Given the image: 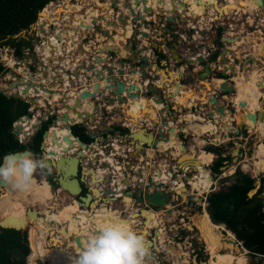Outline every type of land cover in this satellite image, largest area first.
Masks as SVG:
<instances>
[{"label": "water", "instance_id": "95a60500", "mask_svg": "<svg viewBox=\"0 0 264 264\" xmlns=\"http://www.w3.org/2000/svg\"><path fill=\"white\" fill-rule=\"evenodd\" d=\"M84 1L85 0H80L79 4L81 7L69 14V16L65 15L59 17L58 23H49L47 25L49 28H47V26L45 28L39 26L40 39H38L37 43L33 45V49L28 51L27 54L24 53L20 59H15L14 66H10L6 71L7 74L13 78L9 84V88H11V90H4L0 88V91L11 97L24 99L30 104L31 108L29 109L28 113L24 116L18 117L16 121L23 118H25L26 121L31 120L32 116L36 114L38 122L35 124V129L33 130L32 135L37 132L42 123L45 121L44 115H46L47 118L49 116H53V119L51 120V126H58L60 121L66 123L65 126L68 128L69 134L75 137L79 143V148L76 150V152H70V148L68 146H64L61 148V152H57V155L55 156L56 152L54 150L46 149L44 141L50 131V129H47L42 135L43 141L40 144V149L42 150L41 156L42 158H45L51 166V172H54L53 180L56 181L59 189H63V186H66L67 188L64 190L70 193V191H73L76 184L77 189H79V194L74 195V197L80 204L81 209L90 210L91 204L93 202H97V207L101 204L108 205L110 202L118 200L119 196L117 195L119 192H121V194L128 195L133 202L140 206L139 212H134V214L136 213V216L138 217L140 216L141 212L146 209H151L155 212L160 210L164 211L165 214L170 215L173 211V207L179 206L180 197L182 196L178 190L179 186L177 183L179 180V174L183 173L185 175V172L191 171L192 168L187 167L185 169H181L180 163L178 161L180 157L177 159L174 157L173 162L171 158L168 160L167 156H169L170 150L165 152L164 157L166 159V163L163 165L160 164L159 159V161L155 160L153 162L152 168H143L144 166L135 167L134 161L142 156L146 162H149V152L154 151L153 154H157V149L155 148L157 147L159 140L168 141L170 134H174V132L176 137L178 136L176 127L173 125L172 121L168 119H161L159 123L157 120L158 122L156 126L151 124L150 130V128L143 126L142 124H138L136 120L132 119L131 122L132 124L136 125V128H130L128 133L122 135V140L125 142V147H127V164L126 167L121 170V172L118 171L121 168L120 165L115 166L112 163H108L104 160V155L108 157L115 155V153L113 151H108L107 154L104 153V150L100 147L98 140L100 136L89 129L88 133L91 137H93V141L87 144L82 142L78 136H74L70 130V127L72 124L77 122H82L84 124L87 119L96 121V113L98 111L102 113V117H100L98 123H105L103 116H107L108 114V106L105 102H118L122 105H130L135 99H140L142 96L148 97L150 95H154L155 98H150L155 103L160 105L159 110L163 109L166 112H170L174 116L173 118H177L179 115V110L178 102L175 100V98L179 94L181 79L184 78L186 68H182V66H180L178 72L176 70L170 69L168 68V60H173L176 64L185 62L188 67L200 63L202 65V71L197 74L200 81L211 78L212 70L220 69L216 66L212 68L210 64V57L205 58L202 54H196L195 56L188 52L179 54L176 51L179 48L178 42L173 43V48L169 51L167 58L163 60V68L156 63L150 65V61L145 52L148 49L147 44H145L143 47H138V35L146 37V39L149 38L148 33L141 30L139 26H143L146 22L144 13H151L152 11V7L147 4L148 1L150 3V0H110L109 4L104 5L96 3L86 4ZM217 2L220 4L221 1L217 0ZM156 3L165 5L166 0H156ZM255 3L258 6L256 10L257 14L264 11V0H256ZM169 4V9L159 10L160 16L157 22L160 23L163 18L168 21L179 19V10L181 11L189 7L188 2L183 0H169ZM139 7L141 8L142 12L137 13V9ZM118 8L124 9L125 12L122 10L118 11ZM89 9L96 10L97 14L90 16L88 14ZM207 10L208 8L205 10V12ZM162 13L169 15L162 16ZM78 14L81 16L88 15L90 17L89 21H86L85 19H79L77 24L74 25L73 21ZM197 18L199 17H193L192 21H196ZM70 20L72 21L70 22ZM99 20H101L103 23L99 24ZM180 20L186 22L190 20V17L181 15ZM61 24L63 25V28H61ZM32 25L33 23L30 25V27H32ZM59 26L60 28H58ZM69 27H71V29H68ZM128 27L130 29V34L126 36ZM118 28L121 29L120 32H118ZM83 29L87 30L88 33H83ZM194 32V29L184 30L183 33L186 35V40L188 43H191ZM200 32L204 34L206 30L201 29ZM21 33L22 32L20 31L14 36H20ZM96 33L108 38L107 41L111 40V42L115 41L114 36L118 34L119 38L124 40L123 44H121V47L122 49L129 51V56L117 58L116 55L120 51L119 47H114L108 43L105 44L106 42L103 46L101 45L97 48V54L92 55L89 48L85 47L90 43V40H93L97 37ZM71 36L74 38H71ZM252 36L256 37L254 34ZM84 38H86L85 41ZM52 39H54V41H52ZM237 39V37H228L226 35H222L220 40L227 43H234ZM148 43L152 47L155 46V44H152L151 40H148ZM212 43L213 41H209L208 43L200 42L196 45V49L203 48L206 45H210ZM263 43L264 41L258 44L259 50L263 48ZM74 46L79 47V50H81V53H76L77 55L85 54L88 57L77 63V67L72 65L75 62L69 58V56H72L76 52V50L73 49ZM191 47L192 45L187 44L182 48L186 51L190 50ZM45 49H47V53L45 52ZM238 51L239 50L237 49V52ZM255 53L257 56L260 55V51H255ZM136 54H139L138 60L141 62V65H150L152 70H155V73L151 76L146 72V70L143 69L140 73V82L136 83L132 81V83L128 84V80L124 76L125 73L136 74L137 68L127 67V60L132 62L136 61ZM227 54H230L233 59L230 63L231 66H229L230 71H226L225 68H223L220 70V72L223 76H234V66L237 65V61L235 59L238 56L235 54L232 55L228 48H223L218 55L220 62H227V59L225 58V55ZM250 58L252 59L253 55H251ZM248 59L249 58H246L245 61H248ZM252 60L255 61V59ZM213 62L215 63L216 60ZM20 63H22L25 68L30 69V71L28 70L25 74H22L20 72L22 70L19 66ZM2 64L4 65V62ZM242 66H244V63ZM31 67L34 68L31 69ZM79 69H81L82 72H80ZM36 74L39 75L36 76ZM1 76L3 77L4 75L2 74ZM231 76L229 78H223V81L217 87L214 85V81L211 82V88L206 86L205 83V87L208 88V92L212 91L213 93L209 98L205 95L203 96V98L207 100V103H209V106L206 109V115L209 119L213 120V117L216 114L222 117L224 111L226 110L232 115V107L220 103L219 101L220 97H222V94H224L226 99L230 100L232 99L231 96H233L235 93V81ZM93 78L96 80H92ZM47 79L49 82H44ZM82 79L84 81L85 87L80 88L77 91L73 90L77 81ZM194 79L195 76L190 78L188 81L192 82ZM101 81H104V83L101 84ZM165 83H167V86H165ZM142 85L143 89L141 88ZM158 89H161L162 92L156 93ZM171 89L172 92H170ZM73 91H75V93H73ZM53 94L58 95L54 101L55 105H53L51 102ZM166 98L169 100L174 99L175 103L170 104L172 101L167 102L165 100ZM40 100H42V102H40ZM206 100L200 101L206 102ZM192 103L196 104V101ZM86 104H88L89 107H86ZM239 105L241 108H245L244 101H240ZM171 109L174 111V114L171 112ZM113 111L116 112L117 109H114ZM69 112L75 113L78 117H80V120H73ZM247 113H249V111H247ZM252 118L253 121H261L264 119V110L252 112ZM216 123L217 122H215V124ZM162 127L167 129L168 133L165 131L163 132ZM242 128H246V124H242V121H240L239 123L236 122L234 131L233 129H229V131L231 130L230 132H233L235 135H239ZM142 131H144L147 135L152 136L151 143L139 141V132ZM12 133L16 138H18L16 124H13L12 126ZM51 138L54 144L60 146V140L54 132L51 133ZM61 140H66L69 143L71 142V139L67 135L62 136ZM30 141L31 138L26 137L25 141H22V143L26 144V142ZM95 145L97 146L96 149H94ZM239 145L240 143L237 142V147L231 152L233 153L235 150L238 152ZM137 147H140L138 151ZM146 147L151 148L150 151L142 152ZM111 148L113 147H110V149ZM182 148L184 151H186V154H190L189 152L191 151L189 149L187 150V146L184 143H182ZM11 153L30 154L34 156V153L28 148V146H26L24 150L5 154L2 157V162L4 157ZM46 153L49 156H46ZM111 158L113 159V157ZM68 159H74L77 161L75 175H70L66 171V162ZM2 162L0 164H2ZM84 163L88 165V169L83 168ZM173 166H175V168ZM134 168L135 172H133L131 175L129 170L133 171ZM98 169H104L103 176L97 175L99 176V181H97V183H93L91 174L88 172L90 170L98 172ZM144 169H146V171H150L147 176L144 175ZM83 172H86V174ZM118 173H122L123 178H116L115 175ZM162 174H165L168 179H162ZM66 176V180H68L69 177L72 178L74 182L76 181V183L71 185L64 184L66 180H63V178H66ZM189 177V175H185V180L188 181ZM231 177L234 179L236 175H232ZM210 178L212 179V176H210ZM0 184L1 187H3L7 184V182L0 181ZM120 184L122 185L120 186ZM83 185L86 187L87 192H85L84 195H81L80 193H82ZM92 185H94L95 189L98 191L97 197L93 196ZM259 186L260 182L255 181V187L249 191V196H252L254 193H256ZM32 215L39 217L38 211H36L34 208L26 209V212L19 217H14L10 214L0 217V228L7 227L14 229H24L28 223H31L30 218ZM26 217L28 218V221L26 220ZM46 223L50 224L49 227L51 229H56L54 224L57 225V223L54 220H46ZM96 230H94L93 233ZM60 232L61 234H65V232H67L65 226L60 228ZM158 234V228L155 227L154 230L151 231L152 236L149 240L152 249H156L155 246L156 243H158ZM55 236L58 235L56 234ZM71 237L74 240L76 246L82 249L83 245L81 238L86 240L87 236L75 235ZM51 238L52 242H54V236ZM231 242L234 245L237 243H242L241 241L237 240L236 237L235 240ZM59 243L63 244V242L60 240ZM244 250L247 252V255L249 254L252 258V262H248L246 264H264V255H252L248 253L246 248H244ZM154 258V262L160 264V262L156 260V257Z\"/></svg>", "mask_w": 264, "mask_h": 264}, {"label": "rangeland", "instance_id": "374dc122", "mask_svg": "<svg viewBox=\"0 0 264 264\" xmlns=\"http://www.w3.org/2000/svg\"><path fill=\"white\" fill-rule=\"evenodd\" d=\"M67 1H69V0H67ZM85 1H88L87 2L88 4H90V2H94V1L96 4H98V1L100 3H102L103 0H92V1L85 0ZM223 1H225V0H221V2H223ZM76 2L78 3V2H80V0H72L71 2H65V0H55L53 2H50L49 4H47L48 6H45V8H44V9H47V11L45 13H43V11H42L41 12L42 14L40 13L39 19L37 18L38 21L36 20L33 23L32 27H29L27 29H23L21 31L23 33V35L21 33L20 36L32 37L33 38L32 44L35 45L37 43L38 37H40V32H39L40 30H39L38 23L41 22V19H43L47 15H48V19H49L50 13L52 14V16H57V15H59L60 17L64 16V11H65L64 8L66 7V5H70V3H76ZM49 5L53 6V8H51ZM55 7H58V8L55 9ZM167 8H170L169 0H168V6L165 7V9H167ZM193 15H195V14H193ZM253 15L255 17V21L259 22L260 21L259 19H264V11L260 12L259 14H257L256 12L253 11ZM80 18L86 19V20L90 19V17L87 15L81 16L79 14V15H77V19L75 21H73V23L77 24V22ZM208 21H209L208 24L210 25L209 17H208ZM206 22H207V20H206ZM263 24H264V21H263ZM256 25H257L256 23H254L253 25H250V26L247 25L246 33L241 34V35H247V33H250L251 35L254 34V35H256L254 40L257 41L258 43H260V42L262 43L264 41V36L261 35L263 39L260 41V38H258L259 34L255 33ZM60 26H61V28H63L62 24ZM47 28H49V27L47 26ZM262 30L264 31V28ZM53 41H54V39H53ZM245 43L246 44H243L242 46L240 45L237 48L239 50L238 52L236 49L235 53H233V54L231 53V54L232 55L235 54L238 56L235 60L237 61V65L240 64L239 70L238 71L236 70L235 73L240 72V73H243L244 76H246V74H247V78H249V77L251 78L252 73L257 72L256 69H259V68L261 69L262 67H264L262 61L260 60V59H263L262 58L263 55L257 56L254 48L251 47V41L250 42L246 41ZM1 47H0V61L2 63L4 62V65L10 67V65L4 61V59H3L4 55H7L8 57H12L14 60L20 59L19 57H16L13 55L12 49L7 47L8 50L5 51ZM223 48H224V45H222L221 50ZM213 49H215V47H212V50ZM212 52L209 51V57L211 56ZM245 53L250 54V55L248 57H243ZM251 55H253L252 59H255V61H253L250 58ZM246 58H249L248 61H245ZM211 62H213V61L210 60V63ZM243 63H244V66H242ZM250 70H252V73H250ZM261 70H264V69H261ZM186 71L191 73L192 68L188 67V68H186ZM216 71L220 72V70L214 69V73ZM2 74L4 75L3 77L1 76ZM2 74L0 73V88H2L4 90H8V87H9L8 86V78H10V76L7 74V72L2 73ZM260 75L264 78V71L262 74L260 73ZM194 76H195V78H198L197 74H195ZM230 76L231 75H228L227 77L229 78ZM231 77H233V76H231ZM211 78H212V76H211ZM211 78H207L203 81H200V84L204 85V89H206L205 83L208 84L209 88H211V86H212L211 82H213V79L211 80ZM259 78H260V76H259ZM216 80L222 81V79H220V80L216 79ZM247 81H248V79H247ZM258 84H259V81H258ZM236 86L241 87L240 82H238V84ZM195 87L196 86L192 87V89H193L192 93H194L196 91L197 88H195ZM260 88H261L260 85L259 86L255 85V87L251 86L250 90H249L252 97L254 98V101L258 102V97L262 96L260 98V101H259L260 102L259 109H257L256 112H259V111L264 109V94H263L264 93V83L262 86L263 93L261 92ZM238 98H240L241 101L245 102V106L247 105V101L244 100V96L238 95ZM41 102H42V100H41ZM185 102L187 103V101H185ZM206 102H207V100H206ZM52 103L54 105V102H52ZM225 104L232 107V114L235 115L234 118L239 120V112L241 114V110L243 111L244 109L240 110V105L236 104V103H235V106H237V107H234L231 99L230 100L227 99ZM254 105L255 104H253V106ZM59 106H61V105H59ZM256 106H258V105H255V107ZM234 108H236V109L238 108V111H235L236 109H234ZM234 113H236V114H234ZM193 115H194V113H193ZM244 115L247 116L246 113ZM196 116H197V113H195V115L193 117V121L196 119ZM250 116L251 115L249 114L248 118H251ZM78 118H80V117L77 116V119L75 118V121L80 120ZM218 118H221V116L218 115ZM195 121H197V120H195ZM204 123L205 122L198 120V123H194V126H195V124H197L199 126H195V129L192 131L190 130L189 132H186V133L182 132L183 135H182V133H178V130H177V134H178L177 137L175 135V132H174V134H170L169 140H171L172 143L170 144L169 147H166V145L164 144L167 141H163L162 144H160V145L158 142L157 147L155 148L158 150V152H160L159 154H157V155H159L160 160H162L164 158V156H162V155H164L166 151L170 150L169 155H170V158L173 162V159L175 157L174 154L178 153L179 149L183 150L182 147L180 148V145H179L180 143L181 144L184 143L187 146V150L189 148L193 147L194 150L199 152L200 150H205L204 148L207 145H211L209 143L210 141L216 142L215 138L218 137L217 143L219 145H222L221 148H222L223 154L229 155L231 157L228 160V162L225 161V164L221 166L222 172L220 174L214 175L212 173L210 166L212 164L211 162L215 158H217V154L211 152L213 154V160L206 167H207V169H209L210 175L212 176L213 184L211 185V187L209 189L207 188L206 191H203L201 193L197 189L193 190L192 189V183L185 180V175H189L190 177H192L195 170L192 169L191 171H186L185 175H182L183 173H180L178 182L184 184L186 192L183 190V194H182L183 196L180 197L179 206L173 207V211L170 215L165 214L164 211L156 212L157 213L156 215H157V218L159 221L158 225H160L159 227H162V230H163V239H162V242H158L157 249L151 248V254L150 255L153 257H156V260L159 261L160 264H214V260H215L216 255L210 254L211 248L209 249V246L212 243H215V240L213 237V231H212L214 228H210V230L206 229L207 225H208L207 224L208 212L206 210L207 214L204 213V208H206L205 194H207L211 190L219 189L220 187L226 186L229 183V181H223L222 177L226 176V175L233 174V172L236 170V168H239L243 172H246L252 176H255L257 178V180H256L257 182L258 181L260 182L258 177L264 175V156H260L259 152H258L259 146L261 144H264V121L262 123H260L257 120L254 123H249L247 126L248 129L242 128L240 130L239 135H235L233 132L232 133L228 132L229 131L228 128L222 122H220V124H217V125L212 123L211 125H208V126L207 125L205 126ZM209 123H211V122H209ZM229 124H231V121H229ZM233 125L236 126L235 121H233ZM50 127H51V125H50ZM217 128H218V132L216 131V133L214 135H210V133H211L210 131L212 130L213 132H215V129H217ZM231 128H232V125H231ZM55 129H58V127L56 126ZM17 130H20V128H17ZM220 130H222V133L219 132ZM174 131H175V128H174ZM206 131H208V132H206ZM54 133L59 138H61L62 136L65 135V133L61 130L54 131ZM226 134H229V135H226ZM112 137H114V136H112ZM104 139L106 140V143H103L105 146L102 144L103 147H101V148L104 150L105 154H107L108 151H113L115 153V155H112L111 157H113V160H114L116 165L121 166V168L118 170L121 172V170L123 168H125L126 164H127L126 163L127 158L125 159L123 157L124 154L125 155L127 154V147H125V142L122 140L121 135H120V137L116 138L117 139L116 141H115V138H112V140L111 139L108 140V137H104ZM104 139H101V140H104ZM195 140L197 141V143L195 142ZM237 142L240 143V145L238 146L239 154L238 153L233 154L231 151L237 147ZM111 143H113L114 145ZM195 144H197V146ZM110 147H113L114 149L113 148L110 149ZM78 148H79V146H77L76 149H78ZM240 153H242V154H240ZM104 157L106 158V155H104ZM126 157H127V155H126ZM108 159H110V158H108ZM119 159H121V160H119ZM136 161L137 160H135V162ZM161 165H163V164H161ZM117 168H119V167H117ZM100 170H102V169H98V172H95V174L99 175V173L101 172ZM129 172L132 175L133 174L132 172H135V168L133 169V171L129 170ZM83 173L86 174V172H83ZM103 173L104 172L102 171V173H100V175H102ZM117 175L118 176H115V177L118 179H120V177L123 176L122 173H118ZM34 176L39 181L44 179V177L42 175H40L39 172L34 174ZM97 181H99V179ZM97 181H96V183H97ZM121 188H124V187H121ZM50 189H51L52 196H51V198H49L46 201L48 204L47 203L46 204L41 203V205H40V203H39V197H40L39 195L41 193L40 192V185H39L38 190L36 191L37 193L35 194L36 199H34V197H30L31 195L25 196V198H27V204H25V207H24L25 210L27 208L36 209V211H38V214L40 215L39 217H37L39 221L41 220V217L46 216L47 211L49 213L56 212V210H59L60 208L64 207L65 205L73 203L76 200L74 195L69 194L64 189H59V186L55 187V186L50 185ZM92 189H94V186L92 187ZM182 189H184V188H182ZM3 191H4V187L0 186V193H2ZM85 192H87V191H85ZM262 193L264 194V190ZM80 194L84 195L85 193H80ZM42 200H43V198H40V201H42ZM98 207H100V206H98ZM109 207H110L111 211L112 210H116V211L118 210L117 212L120 214V217H122V219L119 222L128 223L137 229L140 227V223H131V216H130L131 212H139L140 206L137 203H135L131 200V203H129V205H126V203L122 199H118V200L112 201L110 204H108V208ZM199 207H201V209H199ZM92 209L93 208H91L89 210L90 213L97 212L96 207H94L93 210ZM76 212L79 213V212H81V210L76 211ZM105 214H107V213H105ZM135 218H137V217H135ZM65 220H66L65 222H66L67 227H72V225L77 224L81 228L82 224H83L82 223L83 221L76 223L77 221H79L78 215L74 216L73 218L68 217V219H65ZM153 220L154 219H152V221L149 224L154 227L155 224H153ZM42 221H43L42 223L45 222L46 227L50 225V224L46 223V220L43 219ZM56 223H57V225L54 224V226H56L58 228L60 225L61 226L64 225L63 221L56 222ZM89 224H90V222H89ZM89 224H87V225H89ZM153 227L150 228L147 235H145L148 240L151 239V236H152L151 231L154 230ZM84 228L82 227L81 229H84ZM41 229L44 230V228H41ZM73 235H74V231H73ZM224 238H225V236H223V240H224ZM50 240H51V238L49 235H47V238H44V237L36 238L35 244L37 245V247H39V253L41 255L40 257L43 261V263H39V264H48L49 262L53 261V259H51V258L46 259L43 255L44 251H50L54 247V245H51ZM62 242H63V244L58 243V247L61 245L60 246L61 248H64L68 251H70L72 249L71 247L67 246V241L63 240ZM226 244H227V246H226ZM237 244L236 245L233 244V248L231 249V247H230L231 242L224 243L223 244V250H221V251L223 252V251L228 250V251L234 253L235 255H244V256L249 258L248 259L249 261H247L246 263L252 262L251 256L249 254L247 255V252L244 250L242 243L240 245H237ZM169 245H171V246H169ZM172 247H175V249ZM207 247H208V249H207ZM151 261L152 260H151L150 256L147 257L146 264H157V262H151ZM62 262L64 264V261H62ZM234 264H239V263L235 262Z\"/></svg>", "mask_w": 264, "mask_h": 264}, {"label": "trees", "instance_id": "16d2710c", "mask_svg": "<svg viewBox=\"0 0 264 264\" xmlns=\"http://www.w3.org/2000/svg\"><path fill=\"white\" fill-rule=\"evenodd\" d=\"M53 1L55 0H0V47L12 49L13 55L19 58L24 54L25 49L31 51L33 49L32 37H16L14 35L23 29L29 28L37 20L38 12L43 11V8ZM188 4L192 7L191 10L194 14H198L206 7L204 0H188ZM222 29L221 26L216 27L217 39L215 50L210 56L211 61L216 60L223 45L220 40ZM171 42L172 40L168 41V44H171ZM158 56L160 58L165 57L162 53H158ZM33 68L31 67V69ZM7 70L8 67L0 61V73H5ZM255 74L256 72H253L252 77ZM215 77L225 78L227 76H223L221 72L216 71ZM261 92L263 93L262 87ZM29 107L30 104L24 99L14 98L0 91V163L5 154L24 150L26 146L34 153L35 158H42V150L40 149V144L43 141L42 135L51 125L53 116L42 123L41 127L31 137V141L26 144L21 143L12 133L13 123L18 117L26 115ZM21 120L26 121L25 118ZM70 130L74 136H78L84 143L89 144L93 141V137L88 133L87 126L82 122L72 124ZM116 132L123 135L129 132V128L122 125H111L110 129L103 134V137H106L107 133L113 135ZM221 146L211 144L204 148L208 152L217 154V158L211 162L210 166L214 175L220 174L222 172L221 166L231 158L229 155L223 154ZM232 175H236V177L233 179ZM42 176L45 177L47 180L45 181L49 185L58 186L56 181L53 180L54 172ZM258 178L260 186L256 193L249 196L248 193L255 187L257 178L236 168L233 174L222 177L223 181H229L226 186L205 194L206 210L211 221L216 224H224L252 255H264V195L262 193L264 190V175ZM85 191L86 187H83L82 193H85ZM22 192L9 187L7 195L9 203H6L5 197L0 199V202H4L2 204H6L8 207L14 205V209L11 208L9 214H14L21 208L24 211L19 212L17 216L26 212L24 207L27 204V198L24 194L19 196ZM36 193L33 192L30 197L36 199ZM207 224L209 223L207 222ZM41 237L47 238V234L35 224H29L24 229L0 228V264L43 263L39 247L35 244L36 238Z\"/></svg>", "mask_w": 264, "mask_h": 264}, {"label": "crops", "instance_id": "0c3cea01", "mask_svg": "<svg viewBox=\"0 0 264 264\" xmlns=\"http://www.w3.org/2000/svg\"><path fill=\"white\" fill-rule=\"evenodd\" d=\"M90 1H92V0H90ZM167 1L168 0H166V4L165 5L164 4L163 5H160V4H156V0H154V2L152 0H150V4L149 5L152 7V11H151V13H144V16L146 18V20H145L146 22H145V24L143 26L142 25L139 26V28L141 30L147 32L148 35H149V38L148 39H146V37H143L141 35H138V40H139L138 47L139 46H142L143 47L145 44H147L148 49L145 52H146L147 57H148V59L150 61V65H152L153 63H156L160 67L163 68L164 67L163 60L167 58V55L169 54V51L173 48V43L174 42H178V44H179V48L176 50L179 54H181V53L183 54L184 52H188V53H191V54H193L195 56L196 54H203V52H205V51H210V52L214 51L215 49L212 50V47H215V42H216V39H217V30H216V27H218V26H221L223 28L222 29V35H226L228 37H237L238 39L240 38V40L237 41L236 43L235 42L234 43H227V42L224 43L223 41H221L222 44L224 45V48H228L232 54L235 53V50L240 45L242 46L243 44H246L245 43L246 41L243 39L244 35H241V34L246 33L247 25L250 26V25H253L254 23H256L257 25H256L255 33L256 34L257 33L259 34L258 38H261V40L263 39L261 35L264 36V31L262 30L264 28V24H263L264 19H259L260 20L259 22L258 21H255V17L253 15V11L255 12V10L250 9L247 3L244 4V5H241L240 4L237 7H234V10L230 13L229 16H227L224 19H222L221 22L214 23V24H212V21H211V17L215 13V11L213 9L209 11V14H205L204 16H201V17L197 18L196 21H192L193 20L192 18L194 17V15H193L194 13L192 12V10L189 7L187 9H183L181 11L179 10V13H180L179 14L180 15L179 16L180 18L179 19L168 21V20H165L163 18L162 21L159 23V22H157L158 19H159V16H160L159 10L160 9H163L164 10L165 7L168 6L167 5L168 4ZM183 1L187 2L186 0H183ZM87 2L88 1H84V3L88 4ZM109 2H110V0H103L102 3H101V5L109 4ZM248 2L250 3V6H252V3L249 0H248ZM90 4H95V1L94 2H90ZM99 4H100V2H99ZM195 6H197V5H195ZM239 6H240L241 9L238 8ZM167 9H169V8H167ZM119 10H122V11L125 12L124 9L118 8V11ZM140 12H142V11H141V8L139 7L137 9V13H140ZM49 15H50L49 19L50 18L52 19V14L50 13ZM164 15L165 14L162 13V16H164ZM168 15L169 14H166L165 16H168ZM181 15L182 16L190 17V20L189 21H186V22H184L183 20H180L181 19ZM47 16H45L43 18V20H41V22L38 23V25H40L41 23H43L44 24V28H45V26L47 24V19H48ZM208 17L210 19V25L208 24ZM206 20H207V22H206ZM71 21L72 20H70V22ZM86 21H89V20H86ZM98 23L100 24V23H103V22L101 20H99ZM211 24H212V27H210ZM192 25L195 26L194 28H196L197 31L194 33V35L192 37L191 43H188V41L186 40V35L183 32H184V30L192 29L191 28ZM58 28H60V26ZM69 29H71V27H69ZM201 29H205L206 32L204 34H202L200 32ZM120 30L121 29L118 28V31L119 32H120ZM129 31H130V29L128 27L127 28V32H126V36L129 35V33H128ZM83 33L87 34L88 31L85 30V29H83ZM247 34L249 35L250 33H247ZM116 35H117V38H115V42H111V40H108L107 41L108 38L102 36L101 34H97L96 33V36L97 37L95 39H93V40H90V43L87 44V46L85 48H89V50L92 53V55L93 54L95 55V54L98 53L97 52V48L99 46H101V45L103 46L104 43L106 42L105 44L108 43V44H111L114 47H119L120 51L116 55L117 58H121V57H124V56L125 57L129 56V54H130L129 51H126V50L122 49V47H121V44H123L124 40L121 39V38H119L118 34H116ZM73 36H72V38H74ZM38 39H40V37H38ZM220 39H221V37H220ZM85 40H86V38H84V41ZM118 40H119V43H118ZM148 40H151L152 44H155V46L152 47L148 43ZM168 40L169 41L172 40L171 44H168ZM209 41H213V43L210 44V45H206L203 48L196 49V45L199 44L200 42L208 43ZM187 44L188 45L189 44L192 45V47H191L190 50H186L185 51V50H183L182 47L185 46V45H187ZM251 47L253 48V44L252 43H251ZM73 49L76 50V52L72 56H69V58H70V60H74V61L76 60L75 66L77 67V63H79L81 60L86 59L88 57L85 54H78V55L76 54L77 52L81 53V50H79V47L74 46ZM46 51H47V49H46ZM258 51H259V49H258ZM260 51L263 52L264 50L261 49ZM24 53L27 54L28 53V49H25L24 50ZM158 53L164 54L165 57L164 58H160L158 56ZM249 55L250 54H246L245 53L243 57H248ZM135 56L137 58L136 61L132 62L130 60H127V63H128L127 64V67H136L137 68V73L136 74H130V73L128 74V73H125L124 76L128 80V84L132 83V81L133 82H136V83H139L140 82V73H141V71L143 69L146 70V72L149 75H151V76H152V74L155 73V70H152V68H151L150 65L149 66H145L144 64H143V66L141 65V62L138 60L139 54H136ZM225 58L227 59V62L226 63L220 62V58L219 57H217V59H216L215 66L218 67L220 70L222 68H224L225 66H227L226 64H230L232 62V60H233L230 54L229 55L228 54L225 55ZM262 58L263 59H260V60L262 61L263 66H264V57H262ZM210 64H211V67L214 66V65H212V63H210ZM19 66H20V69H22L20 71L22 74H25L26 71H28V70L30 71V69L25 68L22 63H20ZM180 66H182V68H188V66L186 65L185 62H182L180 64H176L173 60H171V61L168 60V68L173 69V70H176L178 72ZM190 67L192 68V72L190 73V72L186 71L184 73V78L181 79V85H180V88H179V90H180L179 91V94L175 98V100H177V102H178V110H179L178 111L179 112V115H178L177 118H173L174 116L170 112H166L163 109L159 110V107L158 106H160V105H156L155 102L151 99V98H155L154 95H152V96L150 95L148 97L142 96V98L146 101V110L147 111L146 112H143V109L141 108L140 111L142 110V112L141 113L138 112V115L137 116H133L132 113H129L130 105H128V104L122 105V104H120L118 102H113V103L112 102H105L107 104V106H108V114H107V116H103L104 119H105V123H103V124L102 123H98L100 117H102V113L100 111H98L96 113V121L91 120V119H87L84 122V124L87 126V129L88 130L91 129L95 134H97L98 136H100L98 138L100 147H103V145H104L103 143H106V140L104 139L103 134L106 132V130H109L110 129V126L111 125H115V123H116V125L126 126L129 129L130 128H136V125L132 124V122H131V120L133 118H134V120H136V122L138 124H142L143 126H146V127L150 128L151 124H153V121H154V119L153 118H150V117L154 114L155 117L157 118V120L159 121V123H160L161 119H168V120L172 121L173 122V125L176 127V130H178V133H182V132L183 133H186V132H189L191 130V129H188V126H187L190 122H188L187 119H186L187 115L189 113H191V112L197 113L198 120H200L202 122H205L204 123L205 126H206V122L207 121L208 122H212V123L215 124V122H216L215 119H213V120L212 119H209L207 117V115H206V109L208 108L209 104L207 102H201L200 101V95L202 94L201 92L204 91V90H207V89H204V85L200 84V80L198 78H195L192 82L188 81L195 74H198L200 71H202V65L200 63H197L195 65H191ZM239 68H240V64L234 66V69L237 70V71L239 70ZM261 69H264V67H262ZM261 69L259 68V71L262 74L264 70H261ZM252 70H250V73H252ZM79 71L82 72L81 69H79ZM237 73H238V75H244L243 73H240V72H237ZM38 75L39 74H36V76H38ZM211 76H212V79L213 80L215 78H217V77H215L214 70H212ZM246 76H247V74H246ZM160 78H161V76H160ZM218 78H220V77H218ZM225 78H228V77H225ZM235 78L236 77H233V79L237 83L238 80H239V76L236 79ZM260 78H261V75H260ZM260 78H259V85H260ZM11 80H13L12 77L8 78V86H9ZM75 80H77V79H75ZM92 80L95 81L96 79L93 78ZM44 82H49V80L47 79ZM221 82L222 81H218V85ZM103 83H104V81H101V84H103ZM165 86H167V83H165ZM193 86H196L195 88H197L194 93H192V90H193L192 87ZM83 87H85V84H84V81L82 79L80 81H77V83L75 85V88L73 90L77 91V90H79L80 88H83ZM260 87H262V86H260ZM141 88L143 89V85L141 86ZM8 90H11V88L8 87ZM161 92H162L161 89H158L156 91V93H161ZM170 92H172V89L170 90ZM212 94L213 93L211 91L208 96L210 97ZM236 95H237V91L235 93V96L234 95L231 96V98H232L231 99L232 100V104H233L234 107H237V106H235V97H236ZM261 97L262 96L258 97V102L260 101V98ZM165 100L167 102L172 101L170 104H174L175 103L174 102V99L169 100L168 98H166ZM184 101H187V103L184 102ZM194 101H196V104H193L192 103ZM219 101H220V103L225 104V102L227 101V99L224 97V94H222V97H220ZM54 105H55V103H54ZM248 105H251L252 106L253 103L251 101H248V103H247L246 106H248ZM246 106H245V108H246ZM259 106L260 105H258L256 107L254 106V107L257 108V109H259ZM245 108H241L240 107V110L241 109H244L245 110ZM114 109H117V111L114 112L113 111ZM234 109H236V108H234ZM237 110H238V108L236 109V111ZM149 111H152L153 114H151V113L148 114ZM171 112H173V114H174V111L172 109H171ZM236 113H234V114H236ZM194 123H198V121H195L194 120ZM162 129H163V132L165 131L166 133H168V130L167 129H165L164 127H162ZM246 129H248V128L246 127ZM150 130H151V128H150ZM216 131L218 132V128L215 129V132H213L211 130L210 131L211 132L210 135H214L216 133ZM206 132H208V131H206ZM219 132L222 133V130H220ZM183 133H182V135H183ZM229 134H226V135H229ZM112 136H114V137H112ZM106 137H108V140H110V139L112 140V138H115V141H116L117 140L116 138L117 137H120V134H118L117 132L115 134H113V135L110 134V133H107ZM121 137H122V135H121ZM101 139H104V140H101ZM163 141L164 140H159V145L162 144ZM195 142L197 143L196 140H195ZM171 143H172L171 140H168L164 144L167 146V145H169ZM209 143L210 144H213L211 142H209ZM111 144H113V143H111ZM195 145L197 146V144H195ZM181 147H182V144H181ZM150 149L151 148H147L146 147L145 150H143L142 152H145V151H148L149 152ZM153 152L154 151L149 152V155H148V157L150 158L149 159V162H146V160L142 156L139 159H137L136 162L134 161L135 162L134 165L136 164L135 167H137V166H142L143 167L144 166L143 168H152L153 162L155 160L156 161L157 160L159 161V155H157V154L160 153V152H158V150H157V154H153ZM164 155H162V156H164ZM123 157L125 159L127 158L125 154L123 155ZM167 159L170 160V155L167 156ZM119 160H121V159H119ZM160 163L161 164H165L166 163L165 157L162 160H160ZM103 170L104 169L100 170L101 173H102ZM149 173H150V171H146V169H144V175L145 176H147ZM115 176H118V175H115ZM120 178H123V176H121ZM167 178L168 177H162V179H165V180H167ZM113 211H116V210H113ZM158 211H160V210H158ZM205 211H206V208H204V213L206 214ZM94 213H97V212H94ZM103 215H104L103 216V218H104L103 223L106 220H115V219H109L107 214H103ZM91 217H92V213H90V215H87V216H84V215L79 216V222L80 221H85L87 224H89V222H90L89 220L91 219ZM140 217L142 219H144L145 218V215L144 216H140ZM140 217H137V218L133 217V218H131V223H135L137 221V219H138V221L136 223H140L141 222V220H139ZM66 219H68V218H66ZM121 219H122V217H120V214H119L118 221H120ZM115 221H117V220H115ZM63 222H64V225L63 226H65V228L67 230H69V233H68L69 234L68 235L69 236V239H71L73 242H74V240L72 239L71 236H75V235H80V236L86 235L87 236V234L82 233V232H79V229H80L79 226H75V224H74V225H72V227H67L65 220H63ZM158 222L159 221H157V219H155V223L156 224L154 225V228L155 227L158 228ZM95 223H97V222H95ZM59 227L61 228L62 226L60 225ZM148 227L149 228H152L151 225H148ZM60 228H59V230H60ZM73 231H74V235H73ZM93 231L94 230H91V233H93ZM160 236L163 237V234H160ZM85 242H86V240H85ZM169 246H171V245H169ZM75 247L77 249H80L76 245H75ZM48 252L51 253V254H54V250L53 249H51ZM53 256L54 257L56 256L55 259H53V261L55 260V262L57 264H63L62 261H64L65 259H67L68 256H69V254H67V255H65V257H63V253L62 252H57V255H55V254L52 255L51 256V259L53 258ZM154 261L155 260H153L151 262H154Z\"/></svg>", "mask_w": 264, "mask_h": 264}, {"label": "bare ground", "instance_id": "6f19581e", "mask_svg": "<svg viewBox=\"0 0 264 264\" xmlns=\"http://www.w3.org/2000/svg\"><path fill=\"white\" fill-rule=\"evenodd\" d=\"M71 1L72 0H69V1L65 0V2H71ZM152 1L154 2V0H152ZM186 1L188 2V0H186ZM204 1L206 2L205 9L202 10L201 12H199L198 14L194 15V17H201V16H204L205 14H209V11L213 9L215 11V13L211 17V21H212L213 24L214 23L221 22L222 18L224 19L225 17L229 16L230 13L234 10V7H237L240 4L241 5H244V4L247 3L248 6H249V8L255 10V12H256V10L258 8L257 4L255 3L256 0H249L252 3V6H250V3L248 2V0H226V1L220 2V4H218L217 0H204ZM167 3H168V1H167ZM98 4H99V2H98ZM147 4H150L149 1L147 2ZM100 5H101V3H100ZM46 6H48V5H46ZM50 7L53 8V6H50ZM80 7H81V5L79 4V2L78 3H70V5H66V7L64 8L65 9L64 16L65 15L69 16V14H71L75 10H78ZM57 8L58 7H55V9H57ZM189 8L192 9L191 6H189ZM207 8H208V10L205 12V10ZM238 8H240V6ZM41 11L42 10H40V12ZM46 11H47V9H44L43 8V12L45 13ZM40 12H39V14H40ZM39 14H38V19H39ZM88 14L90 16L96 15L97 14V11L96 10H94V11L93 10L92 11L91 10H88ZM59 17L60 16L57 15V16H52V19L51 18L50 19H47L46 26L48 25V23H51V22L58 23ZM47 18H48V16H47ZM76 19H77V15H76V18L74 19V21ZM41 20H43V19H41ZM39 26H41L42 28H44V24L43 23H41ZM128 33L130 34V31ZM114 37L117 38V35H115ZM71 38H72V36H71ZM254 38L255 37L252 36L251 34L244 35V37H243V39L245 41H249V42L251 41V43L253 44L254 50L255 51H258V46H259L258 44L259 43L257 41H255ZM239 40H240V38L237 39L235 41V43L237 41H239ZM260 40H261V38H260ZM52 41H53V39H52ZM261 49L264 50V44H263V48H261ZM45 52L47 53L46 50H45ZM260 55H263V57H264V51L263 52L260 51ZM3 59L10 66H14L15 60L12 57H8L7 55H4L3 56ZM74 62L76 63V60ZM75 63H74V65L73 64L72 65L75 66ZM229 66H231V65L230 64H227V66L224 67L226 71H230ZM256 70H257L256 74L253 77H251V78L250 77L247 78V76H244V75H238V73H235V75L233 76V77H238L239 76L238 82H240V84H241V87H237L236 85L238 84V82L237 83L235 82V88H236L235 89V93H236V91H238L237 92V95L235 97V103L236 104H239V102L241 101L240 98H238V95H242V96H244V100H246L247 103H248V101H251L255 105H260L259 102L254 101V98L252 97L251 93L249 92L251 86H254V87H255V85L256 86H259L258 81H259L260 72H259V69H256ZM216 79H222V78H218L217 77V78H215L213 80L214 81V85L217 87L218 81ZM247 79H248V81H247ZM222 81H223V79H222ZM263 83H264V78L261 76V78H260V86H263ZM206 86H208V85L206 84ZM206 89L207 90H204V91L201 92L202 94L200 95V100H206L205 98H203L204 95L206 97H208V95H209L208 94V88L206 87ZM73 93H75V91H73ZM235 93L233 94L234 96H235ZM57 97H58L57 94H53V97H52L51 102H54ZM40 102H41V100H40ZM155 104L158 105L157 103H155ZM85 106L86 107H89L88 104H86ZM254 106L253 105L252 106L251 105H248V106H246L245 110H243V111L241 110V114L239 112V120H237L236 118H234L235 115H233V114L231 115L229 113V111H227V110L224 111V114L222 115L221 118H218V114H216L213 117L215 119V121L217 122L215 125L219 124L222 121L223 124L226 125V127L228 128V130L229 129H231V130L233 129V131H234V128L233 127H235V126L232 125V120H234L235 122H238V123L240 121H242V124H246V127H247L249 123H254L255 122V121H253V118H252V112H255L257 110V108H255ZM158 107H160V106H158ZM141 108L143 109V112H146L147 111L146 110V101L143 98L135 99L133 101V103L130 104L129 113H132L133 116H137L138 115V112L139 113L142 112V110L140 111ZM246 110L249 111V113H247ZM150 113L153 114L152 111H149L148 114H150ZM193 113L192 112L189 113L187 115V117H186L187 121L190 122V124L187 125L188 126V129H191V130H194L195 129V126H199L197 124H195V126H194L193 117H194L195 113H194V115H193ZM245 113L247 114V116L244 115ZM69 114H70V116L72 117L73 120H75V118L77 119V115L75 113L69 112ZM249 114L251 115L250 116L251 118H248V115ZM152 116L150 118H153L154 119L153 124H154V126H156V124L158 122L157 121V118L155 117L154 114ZM78 119H80V118H78ZM133 120H134V118H133ZM195 120L198 121V117L197 116H196V119ZM229 121H231V124H229ZM258 121L260 123H262L264 121V119H262L261 121L260 120H258ZM37 122L38 121H37L36 114H35L34 117H32L31 120H28V121L18 120L17 123H16L17 128H20V130H18V134H21V137L22 138H26L28 136L27 133L30 132L31 130H34L35 129L34 127H35V124ZM65 124H66L65 122L60 121L58 123V126H57L58 129H55L56 126H51L50 127V131H49V133H48V135H47V137H46V139L44 141L45 142L46 149H48V150H54L56 152L55 156L57 155V152H59V153L61 152V148L64 147V146H68L70 148V152H76V150H77L76 148H77V146H79V143L76 140V138L73 137V136H71L69 134V130L65 126ZM211 124H212V122L209 123L208 121L206 123L207 126L208 125H211ZM231 125H232V128H231ZM58 130L63 131L65 133V135L69 136V138L71 139V142L69 143L66 140H61V138L58 137V139L60 140V146H57L56 144H54L53 141H52V138H51V133L54 132V131H58ZM139 135H140V137L137 136L140 139L139 141L151 143L152 136L147 135L144 131L139 132ZM215 140L218 141V137H216ZM179 145L181 147V143ZM169 146H170V144L167 145L166 147H169ZM96 147L97 146L95 145L94 146V149H96ZM139 149H140V147H137V151ZM189 150L191 151V152H189L190 154H186V151H184L182 149H179V152L178 153H175L174 155H175V158L176 159L180 157L178 161L180 163L181 169H185L187 167H190L193 170H195V172L192 175V177H189L188 178V182L192 183V189L193 190L197 189L201 193L203 191H206L207 188L209 189L211 187V185L213 184V182H212L213 180L210 178L211 175H210L209 169H207V167H206L213 160V154L211 152L206 151V150H200L199 152H197L196 150L193 149V147L191 149L189 148ZM258 152H259V155L260 156H264V144H261L259 146V151ZM236 153H238L237 150H235L233 152V154H236ZM46 156H49V155L46 153ZM106 158L104 157V160L106 162L112 163L113 165H116L115 162H114V160L111 158V156H108ZM108 158H110V159H108ZM76 164H77V161L76 160H74V159H68V161L66 162V171L68 172V174L75 175ZM89 173L91 174L92 182L93 183H96V180L99 178V176H97V174H95V171L94 170L93 171L90 170ZM100 173H99V175H100ZM78 176H80V175H78ZM100 176H103V174L100 175ZM162 177H167V176L165 174H162L161 178ZM33 179H34V184L31 187V189L30 190H27V191H23L22 193L19 194V196L21 194H24L25 196H28V195H31L33 192L36 193V191H37V189L39 188V185H40V192H43L45 194V196H44V198H43L42 201L39 200V203H40V205H41V203L42 204H46L47 203L46 201L49 198H51V196H52L51 189H50V185L46 182L47 181L46 179H43V180L39 181L35 176L33 177ZM66 179H67V176H66V178H63V180H66ZM69 180H71V181H69ZM73 183L75 184L76 181L74 182L72 180V178H69L68 177V180H66V182L64 184L71 185ZM177 183H178V186H179V189L178 190H179L180 194L182 195L183 194V190L186 192L185 186H184V184H182L180 182H177ZM121 185L122 184H120V186ZM3 187H4V191L1 193L0 199H2V198L5 197L6 203H9V199H7V195H8V189L11 186L7 183ZM65 188H67V187L66 186H63V189H65ZM182 188H184V189H182ZM92 190H93V196L94 197H97V195H98L97 189H95V187H94V189H92ZM69 194H71V195H77V194H79V189H77L76 184L74 186L73 191H70ZM117 196H119V199H123L126 202L127 205H129V203H131V199H130V197L128 195H124V194H121V192H119V194ZM2 203H4V202H0V217H3V216L8 215L10 213V211H11L10 210L11 208L14 209V205L12 207H8V206H6V204H2ZM96 203L97 202H93L91 204V208H93V209H94V207L97 208V213H92V217L89 220L90 221V224L89 225H86L87 223L85 221H83L82 222L83 223L82 224V227L83 228L85 227V228L84 229H81L82 228L81 227L79 229V232L85 233V234H87V236L90 235L91 230H96L99 227V225L103 223V221H104V218H103L104 215L103 214L107 213L109 219H115V220L118 221V218H119V214L117 212L118 210L117 211H113V210L111 211L110 207L108 208V205H106V204H101L100 207H97L96 206ZM80 210H81V212H79V213L76 212V211H80ZM23 211L24 210H22V208H21L18 212H15L14 214L11 213L12 215L11 214L10 215L11 216H14V217H19V216H17V214L19 212H23ZM156 214L157 213L154 210H151V209L143 210L141 212L140 216H144L145 215V218L142 219L139 216L140 217L139 220H141L140 227L138 229L137 228L136 229L138 231L143 232L144 235H147V233L149 232V229H150L148 227V225H150L149 223L152 221V219H157V221H158V218H157V215ZM206 214H207V212H206ZM21 215L22 214H20V216ZM77 215H79V216H82V215L87 216V215H90V211H89V209L88 210L81 209L80 208V204L78 203L77 200H75L73 203H70L68 205H65L64 207L60 208L59 210H56V212L49 213L47 211L46 216L45 217H41V220L40 221L38 220L37 217H35V216L32 215L31 218H30V222L31 223H28V225L29 224H35L38 227L44 228V232L47 235H49L51 237L54 236V242H52V238L50 237L51 238L50 243H51V245H54V247H53L54 254L57 255V252H62L63 253V257H65V255L69 254L68 258L64 260V264H71V256L74 255L77 252V250H78L75 247V245H74L75 243L71 239H69V236H68L69 235L68 234L69 233V230H68V233L65 232V234H61V232H60V230H59L58 227L55 226L56 227V229L54 228L55 230L54 229H51L49 226L46 227L45 222L42 223L43 222L42 220L43 219L44 220H54L55 222H60V221L65 220L68 217H72L73 218L74 216H77ZM130 216H131V218L138 217V216H136V213L134 214V212H131L130 213ZM207 219H208V223L209 224L207 225V228L206 229H209L210 230V228H214L212 231H213V237H214L215 243H212L209 246V249L211 248L210 254H215L216 255L215 256V260H214V264H234L235 262L236 263H239V264H246V262L249 261L248 260L249 259L248 257H246L244 255H235L234 253H232V252H230L228 250L223 251V252L221 251V250H223V244L224 243L231 242V241H233V239L235 240V237H234L233 233L230 230H228L224 226V224H216V223H213L211 221L209 215H208V218ZM26 220L28 221V218L27 217H26ZM106 221H108V220H106ZM137 221H138V219H137ZM78 222L79 221H77V223ZM95 222H97V223H95ZM153 223L156 224L154 220H153ZM75 226H79V225L75 224ZM159 226L160 225H158V232H159V234H158V240L157 241L158 242H162L163 237L160 236V234H163V230H162V227H159ZM47 230H48V233H47ZM56 234L58 236H55ZM223 236H225L224 240H223ZM59 240L61 242L63 240L64 241H67V246L71 247L72 249L70 251H68V250H66L64 248H61L60 247L61 245L58 247ZM228 240H231V241H228ZM81 241H82V244L85 243V239L81 238ZM60 244H62V243H60ZM237 245H240V243H238ZM226 246H227V244H226ZM157 247H158V243H156L155 248L157 249ZM230 247H231V249L233 248V243L232 242H231V246ZM173 248L175 249V247H173ZM207 249H208V247H207ZM54 254H51L48 251H44V254L43 255H44V257L46 259H49ZM55 257L53 256L52 259H55ZM150 258H151L152 261L155 259L151 255H150ZM48 264H57V263L54 260V261L49 262Z\"/></svg>", "mask_w": 264, "mask_h": 264}, {"label": "clouds", "instance_id": "9594fccd", "mask_svg": "<svg viewBox=\"0 0 264 264\" xmlns=\"http://www.w3.org/2000/svg\"><path fill=\"white\" fill-rule=\"evenodd\" d=\"M51 171L45 158L11 153L0 164V181L13 189L27 191L34 184V174H51ZM150 254L151 244L143 232L128 223L108 220L87 236L82 249L72 255L71 264H146Z\"/></svg>", "mask_w": 264, "mask_h": 264}, {"label": "built area", "instance_id": "2783aa9c", "mask_svg": "<svg viewBox=\"0 0 264 264\" xmlns=\"http://www.w3.org/2000/svg\"><path fill=\"white\" fill-rule=\"evenodd\" d=\"M194 27H195L194 25L191 26V28L194 29L195 32H196L197 30H196V28H194ZM1 48H3L5 51L8 50L7 47H1ZM202 55H203L205 58L209 57V51H205V52H203ZM211 63H212V65H214V66H212V68L215 67V63H214V62H211ZM30 108H31V106L29 107V109H30ZM34 116H35V115H33L32 117H34ZM44 117H45V120L48 119L46 115H44ZM15 123H16V122H15ZM232 124H233V121H232ZM32 132H33V130H31L30 132H28V136H27V137H31ZM230 133H232V132H230ZM18 140L22 143V141H25V138H22V137H21V134H18ZM215 141H216V140H215ZM219 141H220V140H219ZM210 142L213 143V144H215V145H218L217 141H216V142L210 141ZM87 167H88V165H87L86 163H84L83 168L88 169ZM173 167L175 168V166H173ZM179 175H180V174H179ZM182 175H184V174H182ZM172 184H174V183H172ZM175 185H176V184H175Z\"/></svg>", "mask_w": 264, "mask_h": 264}, {"label": "flooded vegetation", "instance_id": "af4514ba", "mask_svg": "<svg viewBox=\"0 0 264 264\" xmlns=\"http://www.w3.org/2000/svg\"><path fill=\"white\" fill-rule=\"evenodd\" d=\"M260 90H261V88H260ZM39 174H40V173H39ZM40 175H41V174H40ZM83 187H85V186L83 185ZM37 190H38V189H37ZM39 196H40V198H44L45 194H44L43 192H41ZM154 221H155V219H154ZM59 228H60V227H59Z\"/></svg>", "mask_w": 264, "mask_h": 264}]
</instances>
